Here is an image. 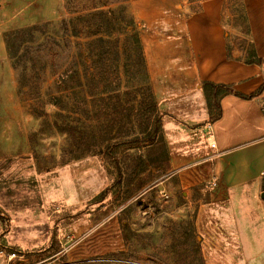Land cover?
Instances as JSON below:
<instances>
[{
  "label": "rangeland",
  "instance_id": "rangeland-1",
  "mask_svg": "<svg viewBox=\"0 0 264 264\" xmlns=\"http://www.w3.org/2000/svg\"><path fill=\"white\" fill-rule=\"evenodd\" d=\"M75 1L0 0V256L8 264H264V196L245 213L223 200L208 204L209 184L192 193L178 188L156 146L161 116L134 35L139 22L152 19L146 10L189 14L203 1L129 0L126 12L107 14L120 31L112 39L126 48L107 62L109 73L117 65L122 77L112 99L86 98L73 87L77 42L86 38L64 32L62 22L87 12ZM251 7L258 17L264 0H225L231 49L249 47ZM39 24L48 25L35 36L39 60L16 69L7 33ZM96 49L79 56L93 73ZM65 84L69 89L60 88Z\"/></svg>",
  "mask_w": 264,
  "mask_h": 264
},
{
  "label": "crops",
  "instance_id": "crops-1",
  "mask_svg": "<svg viewBox=\"0 0 264 264\" xmlns=\"http://www.w3.org/2000/svg\"><path fill=\"white\" fill-rule=\"evenodd\" d=\"M252 10L248 49L229 46L225 0H204L189 14L146 10L152 19L139 22L138 33L148 84L162 114L167 175L188 193L209 184L208 204L223 200L238 213L252 211L264 195V11L259 8L252 17ZM250 45L261 63L246 61ZM207 82L251 97L222 95V115L211 121ZM0 264H8L5 255Z\"/></svg>",
  "mask_w": 264,
  "mask_h": 264
},
{
  "label": "trees",
  "instance_id": "trees-1",
  "mask_svg": "<svg viewBox=\"0 0 264 264\" xmlns=\"http://www.w3.org/2000/svg\"><path fill=\"white\" fill-rule=\"evenodd\" d=\"M128 1L129 0H78L75 1V4L76 5L82 4L81 7L79 8V11H87V12L84 13L83 15L76 16V18H72L62 22L64 32L68 31L69 32L68 34L70 35L86 38V41L84 42H80V41L77 42L79 46H81L82 48L78 52L77 60L74 63L76 67L75 69L78 79L74 83L76 85L73 86L74 88L78 87L79 89H81L80 92L84 93L86 98L90 97L91 99H93L97 95H99L107 99H112L114 97H117L116 93L120 91L122 77L119 66L116 65L114 72L110 74L108 71L107 62L108 61L113 62L116 59H120L122 50L123 53H125L126 48L123 47L122 49L120 47L119 37L112 39V36L114 34H120V31L115 29V24L111 21V19L107 18V14L108 13L116 14L117 11H120V13L126 12L127 11L126 3ZM201 1L204 0H190V2H197V3H200ZM114 3L120 4L117 9L112 8V5ZM105 7H107V9H105ZM46 27H48L47 24H39L28 28L15 29L7 33L6 35L7 50L11 59L13 60V65L16 69H18V67L22 65V62L25 59H30L31 61L39 60L38 56L36 55L37 48L35 47V44L37 41L35 39V36L36 33L46 32L47 31ZM134 37L138 49H140V52H142L141 40L139 34L135 32ZM129 38L130 36L126 37L125 43L129 40ZM250 47H251L250 53L246 61L261 63L262 59L257 57L251 45ZM95 48H97L96 50L98 51L96 53L98 57L97 60L98 65L96 66L98 67V69L96 73H93L91 66L88 65L85 61L80 60L79 56H81V52L82 54L84 52L85 53L84 55H88V57L93 56L95 55L94 54ZM23 50H25V52ZM82 67L84 69L83 72L81 73ZM42 69H44L43 64L39 66V70H36L35 73H33V76L37 77V72ZM111 75H113V77H111ZM24 76L25 73L22 72L17 73V77H19V79L23 78ZM64 78L65 76L63 74V78H60V80L62 79L63 81ZM60 80H57L56 82L59 83ZM60 88L67 90L69 89V85L65 84L60 86ZM148 89L150 90L151 97L154 100L152 107L154 108V110L156 109V111L158 112L157 114L162 117V114L159 112L157 108V104L150 85ZM204 91L208 100L211 121H215L219 119L222 115V108L220 105V97L222 95L232 93L241 96L243 98L251 97L249 95H242L238 93L231 86H227L223 84H214L210 82L204 84ZM53 102H54L53 104L58 105L60 104L59 103L60 99L55 96L53 97ZM82 102H83L82 104L83 107L82 108L79 107L82 109L81 113L86 117V119H89L90 112L84 109L85 108L84 105H87L88 101L87 99H84ZM159 127H160L159 130L160 132L156 146H158L164 153L166 159L165 164H167L168 155H167L166 144L162 134V121H160ZM79 132L81 134H84L83 131L79 130ZM84 136L85 134L83 135V137ZM109 147H111V145H108V148ZM148 153H150V150L148 151ZM117 166L119 165L117 164ZM117 168H119V174H120L119 180H120L121 178L120 167ZM107 191L108 188L104 189L101 195H104Z\"/></svg>",
  "mask_w": 264,
  "mask_h": 264
},
{
  "label": "built area",
  "instance_id": "built-area-1",
  "mask_svg": "<svg viewBox=\"0 0 264 264\" xmlns=\"http://www.w3.org/2000/svg\"><path fill=\"white\" fill-rule=\"evenodd\" d=\"M261 176H262L263 181H264V169H263L262 172H261Z\"/></svg>",
  "mask_w": 264,
  "mask_h": 264
},
{
  "label": "water",
  "instance_id": "water-1",
  "mask_svg": "<svg viewBox=\"0 0 264 264\" xmlns=\"http://www.w3.org/2000/svg\"><path fill=\"white\" fill-rule=\"evenodd\" d=\"M264 196V195H263Z\"/></svg>",
  "mask_w": 264,
  "mask_h": 264
}]
</instances>
